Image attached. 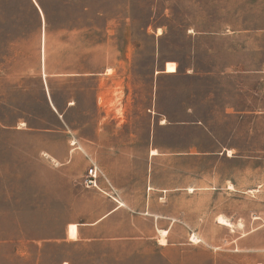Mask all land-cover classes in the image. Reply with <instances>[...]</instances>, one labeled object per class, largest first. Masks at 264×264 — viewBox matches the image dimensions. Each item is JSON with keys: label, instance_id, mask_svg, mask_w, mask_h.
I'll return each instance as SVG.
<instances>
[{"label": "rangeland", "instance_id": "1", "mask_svg": "<svg viewBox=\"0 0 264 264\" xmlns=\"http://www.w3.org/2000/svg\"><path fill=\"white\" fill-rule=\"evenodd\" d=\"M128 147L176 184L163 244L140 218L15 255L63 233L95 149ZM0 240V264H264V0H0Z\"/></svg>", "mask_w": 264, "mask_h": 264}, {"label": "crops", "instance_id": "2", "mask_svg": "<svg viewBox=\"0 0 264 264\" xmlns=\"http://www.w3.org/2000/svg\"><path fill=\"white\" fill-rule=\"evenodd\" d=\"M38 10H40L37 7ZM42 13V11L40 10ZM79 75V73H77ZM60 76L76 75L74 73H58ZM156 150V154L151 155L150 151ZM146 151L145 163H140L136 148H124L118 156L110 158L108 155H115L118 151L113 148L95 149L98 156L97 165H95L102 173L103 179L98 178V187H85L81 182L76 181L72 185V190L66 195L56 197L58 203L65 208L66 215H73L72 219L67 220L63 227V233L56 237L41 236L39 238L25 237L23 240L17 238L13 240L17 249H12L15 255L18 254L17 243L36 244L38 256L43 254L44 248L48 245H60L63 243L95 244L103 241H113L134 237L136 233H130L129 222H134L140 218L149 222L150 227L144 235L147 238H153V231L158 234L160 230L168 233L167 229H160L155 222L159 221L162 213L161 205L166 204L167 197L170 201L171 193H176V184L173 186H160L154 179V165L152 158L159 155L156 148ZM104 152V153H102ZM108 156V157H107ZM102 157V158H100ZM92 162V155H89ZM95 159V160H96ZM111 162V164H109ZM124 218L120 220V231L112 233H102L101 228L107 222L117 220L116 218ZM125 223L122 230V223ZM69 225H75L76 236L71 238L68 236ZM161 235V234H160ZM2 241V240H0ZM30 255V251L24 252ZM38 260V258H37ZM60 264H71L69 259L61 260Z\"/></svg>", "mask_w": 264, "mask_h": 264}, {"label": "built area", "instance_id": "3", "mask_svg": "<svg viewBox=\"0 0 264 264\" xmlns=\"http://www.w3.org/2000/svg\"><path fill=\"white\" fill-rule=\"evenodd\" d=\"M100 176H102L101 171L95 165H91L88 168L87 174L83 179V185L85 187L97 188L98 187V178Z\"/></svg>", "mask_w": 264, "mask_h": 264}, {"label": "bare ground", "instance_id": "4", "mask_svg": "<svg viewBox=\"0 0 264 264\" xmlns=\"http://www.w3.org/2000/svg\"><path fill=\"white\" fill-rule=\"evenodd\" d=\"M42 43H43V42H42ZM43 50H44V49H43V46H42V53H43ZM22 125H23V123H22ZM74 143H75V142H74ZM72 144H73V143H72ZM229 152H230V151H229ZM229 152H228V153H229ZM154 154H156V150H155V149H152V150H151V155H154ZM221 222H222V221H221ZM226 222H227V220L225 221V224H226ZM227 226H229V224H227ZM162 232H163V231L160 230V234H161V236H162V239L160 238V239H161V240H160L161 244L164 243V236H163ZM163 233H164V232H163ZM192 240H196V238H195L194 236H192Z\"/></svg>", "mask_w": 264, "mask_h": 264}, {"label": "trees", "instance_id": "5", "mask_svg": "<svg viewBox=\"0 0 264 264\" xmlns=\"http://www.w3.org/2000/svg\"><path fill=\"white\" fill-rule=\"evenodd\" d=\"M40 9H41L44 17L46 18L47 17V13H46L45 9L42 6H40ZM33 10H34L35 13H38L37 7H33Z\"/></svg>", "mask_w": 264, "mask_h": 264}, {"label": "water", "instance_id": "6", "mask_svg": "<svg viewBox=\"0 0 264 264\" xmlns=\"http://www.w3.org/2000/svg\"><path fill=\"white\" fill-rule=\"evenodd\" d=\"M39 13L42 15V13L40 12V10H39Z\"/></svg>", "mask_w": 264, "mask_h": 264}]
</instances>
